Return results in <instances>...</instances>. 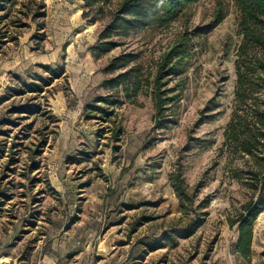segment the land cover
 <instances>
[{"label": "rangeland", "instance_id": "obj_1", "mask_svg": "<svg viewBox=\"0 0 264 264\" xmlns=\"http://www.w3.org/2000/svg\"><path fill=\"white\" fill-rule=\"evenodd\" d=\"M22 2L14 15L20 23L9 20L2 28L0 98L21 81L44 75L39 65H65L67 77L41 96L46 115L19 128L2 121L16 117L9 114L10 105L26 97L0 106V264H264V212L255 223L251 259L235 250L239 233L229 219L251 194L228 178L227 161L219 156L232 116L242 41L235 1L202 0L169 25L121 39L122 47L100 58L92 48L110 21V8L90 25L84 7L79 13L70 8L72 2L44 0L46 18L34 22L28 10L33 1ZM221 8L226 18L215 25ZM40 21L46 27L38 32ZM37 33H44L42 40ZM187 39L186 89L176 124L155 128L149 90L122 99L107 122L86 118L88 104L115 92L103 87L116 75L104 72L112 59L124 52L139 55L133 66L152 80L162 56ZM213 100L220 108L207 112ZM178 170L189 191H198L193 209L202 224L177 248L164 241L152 251L190 221L173 187ZM206 199L208 208L202 205Z\"/></svg>", "mask_w": 264, "mask_h": 264}, {"label": "trees", "instance_id": "obj_2", "mask_svg": "<svg viewBox=\"0 0 264 264\" xmlns=\"http://www.w3.org/2000/svg\"><path fill=\"white\" fill-rule=\"evenodd\" d=\"M35 7H28L31 20L37 22L46 18L47 6L44 0H32ZM202 0H84L83 16L90 25L100 22L99 15L110 14V21L101 31L96 45L92 48L94 56L100 58L124 45L121 39L133 33L150 28L152 25H169L179 20L186 11ZM240 13L239 29L242 41L237 49L235 61L236 84L231 119L224 132V141L219 149V156L227 161L228 178L246 187L251 194L250 200L235 219H229L232 227H237L239 237L235 245L236 252L244 259L250 260L253 254L254 227L259 216L264 212V0H234ZM22 0H0V43L4 34L3 25L10 20L13 26L20 21L14 19L16 8ZM27 15V16H29ZM215 25L226 18L223 8L215 17ZM26 26V25H24ZM38 32L45 30V23L37 24ZM44 33H37L35 38L42 40ZM190 39L178 42L166 52L156 64L152 80L146 78L142 68L133 66L140 58L134 53H122L105 67L106 74H116L107 79L103 87L112 94L95 99L85 107L86 118L107 122L114 115L122 99L132 100L149 90L155 103V128L168 129L176 124L177 109L183 100L186 89L187 58L190 55ZM44 75H36L30 82L21 81L16 88H9L7 94L0 98V106L13 98L9 114L16 116L2 122L19 128L22 122L30 118L46 115L47 103L43 104L41 96L47 93L56 80L66 78V66L56 68L39 65ZM146 78V79H145ZM175 82V83H174ZM29 96V97H27ZM220 108L216 100L210 102L207 112ZM54 123L58 119L48 114ZM213 118V115L207 117ZM33 128L35 123L24 125ZM122 129L114 133V140H120ZM173 187L181 200V207L189 223L178 232H171L152 247L155 251L162 242H170L174 248L180 239L193 237L201 226L200 214L193 205L197 198L189 191L181 170L173 175ZM208 208L210 200L202 201ZM192 214H197L192 217ZM208 213L205 214L207 216Z\"/></svg>", "mask_w": 264, "mask_h": 264}, {"label": "crops", "instance_id": "obj_3", "mask_svg": "<svg viewBox=\"0 0 264 264\" xmlns=\"http://www.w3.org/2000/svg\"><path fill=\"white\" fill-rule=\"evenodd\" d=\"M73 5L70 6L72 10L78 9L79 13L82 12V9L84 7V0H73Z\"/></svg>", "mask_w": 264, "mask_h": 264}, {"label": "built area", "instance_id": "obj_4", "mask_svg": "<svg viewBox=\"0 0 264 264\" xmlns=\"http://www.w3.org/2000/svg\"><path fill=\"white\" fill-rule=\"evenodd\" d=\"M53 2L60 3V4H69L72 2V0H52Z\"/></svg>", "mask_w": 264, "mask_h": 264}]
</instances>
